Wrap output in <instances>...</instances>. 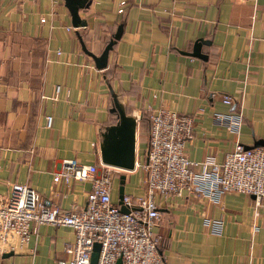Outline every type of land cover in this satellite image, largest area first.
<instances>
[{"label": "crops", "instance_id": "crops-1", "mask_svg": "<svg viewBox=\"0 0 264 264\" xmlns=\"http://www.w3.org/2000/svg\"><path fill=\"white\" fill-rule=\"evenodd\" d=\"M78 15L86 25L75 29L64 0H0V203L21 183L46 205L83 207L90 181L65 185L53 175L64 159L101 164L102 133L117 121L113 97L136 121L137 164L113 174L114 204L121 174L123 193L144 194L139 164L146 161L142 114L148 109L192 117L185 145L192 161L220 163L236 140L251 146L264 139V0H128L123 14L117 0H91ZM119 24L121 37L99 70L78 35L99 55ZM199 38L210 41L200 48L206 59L188 54ZM224 95L232 104L223 103ZM233 111L242 114L238 138L212 118ZM253 198L239 192L225 193L220 203L188 193L158 197L154 231L164 264H264V208L256 210ZM206 217L223 220L221 235L207 231ZM73 241L70 227L37 225L26 245L0 255V264H57L69 257L65 248Z\"/></svg>", "mask_w": 264, "mask_h": 264}, {"label": "built area", "instance_id": "built-area-1", "mask_svg": "<svg viewBox=\"0 0 264 264\" xmlns=\"http://www.w3.org/2000/svg\"><path fill=\"white\" fill-rule=\"evenodd\" d=\"M127 6L128 0H117V13L123 14ZM59 88L57 85L55 91ZM222 101L230 105L233 99L224 95ZM147 112L150 120L147 161L139 164L145 172L144 194L134 198L123 193L121 202L128 212H122L120 205L111 200L113 174L124 170L64 159L61 170L53 175V182L68 185L72 180L90 181L85 205L63 211L56 205L44 204L30 186L13 183L0 203V255L26 245L37 225L49 224L74 231L72 245L65 248L69 257L57 264H91L96 242L100 244L96 264H116L118 260L120 264H164L159 251L160 235L154 231L160 218L158 197L188 193L220 203L225 193L239 192L254 197L256 210L264 208V147L244 148L236 140L220 163L212 158L192 161L185 149L192 136V117L161 107ZM212 118L216 125L238 138L242 125L240 111L215 112ZM52 120L51 115L45 116L47 128ZM203 225L212 235H221L224 229L221 218L206 217ZM257 229L254 225L253 234Z\"/></svg>", "mask_w": 264, "mask_h": 264}, {"label": "water", "instance_id": "water-1", "mask_svg": "<svg viewBox=\"0 0 264 264\" xmlns=\"http://www.w3.org/2000/svg\"><path fill=\"white\" fill-rule=\"evenodd\" d=\"M91 0H64L65 6L68 8L71 15V23L73 28L78 29L79 27L85 26L86 22L80 19L78 11L80 9H86L89 7ZM122 24H119L116 31L113 33L107 44L104 46L102 52L99 55L93 54L89 51L81 37L78 35L80 45L84 53L89 55L97 69H105L108 62L109 52L112 50L113 45L120 39L122 34ZM202 44H210V41L202 38L197 39L194 44L192 51L188 53L191 56L206 59V55L201 53L200 48ZM110 111L115 113L117 121L108 126V128L102 133V146L100 147L101 163L116 168H120L124 171H131L136 166V147H135V125L136 121L128 117L116 97H113V105ZM253 147H264V139L255 140L251 146H244V148ZM147 161V157H146ZM125 182V174L119 176V205L122 212H128L129 209L124 207L121 202L123 195V185ZM100 244L94 243L91 253V264H96L99 254ZM12 255L9 251L3 255L7 257ZM116 264H120V260Z\"/></svg>", "mask_w": 264, "mask_h": 264}, {"label": "trees", "instance_id": "trees-1", "mask_svg": "<svg viewBox=\"0 0 264 264\" xmlns=\"http://www.w3.org/2000/svg\"><path fill=\"white\" fill-rule=\"evenodd\" d=\"M111 37H109V38H107L106 40H105V42L103 43V46L101 47V49H103V47L107 44V42L109 41V39H110ZM109 68L110 67H108L107 69H106V74L109 76H111L112 75V73H111V71L109 70ZM142 119L143 120H145V121H147V123H148V132H149V130H150V120H149V116H148V114L146 113V112H143V114H142ZM147 138H148V135H147ZM147 146V145H146ZM146 149H147V147H146Z\"/></svg>", "mask_w": 264, "mask_h": 264}, {"label": "rangeland", "instance_id": "rangeland-1", "mask_svg": "<svg viewBox=\"0 0 264 264\" xmlns=\"http://www.w3.org/2000/svg\"><path fill=\"white\" fill-rule=\"evenodd\" d=\"M121 173H124V172H121Z\"/></svg>", "mask_w": 264, "mask_h": 264}]
</instances>
